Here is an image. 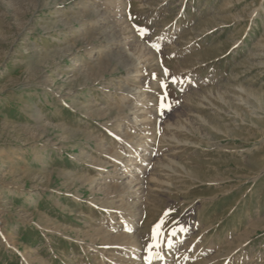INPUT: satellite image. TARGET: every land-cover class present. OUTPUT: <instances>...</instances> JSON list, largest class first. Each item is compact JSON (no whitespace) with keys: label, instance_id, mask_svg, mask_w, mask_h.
Returning <instances> with one entry per match:
<instances>
[{"label":"rangeland","instance_id":"374dc122","mask_svg":"<svg viewBox=\"0 0 264 264\" xmlns=\"http://www.w3.org/2000/svg\"><path fill=\"white\" fill-rule=\"evenodd\" d=\"M134 253L264 264V0H0V264Z\"/></svg>","mask_w":264,"mask_h":264},{"label":"bare ground","instance_id":"6f19581e","mask_svg":"<svg viewBox=\"0 0 264 264\" xmlns=\"http://www.w3.org/2000/svg\"><path fill=\"white\" fill-rule=\"evenodd\" d=\"M39 2V1H38ZM86 4H87V1L84 3V7L83 8H85V7H87L86 6ZM106 4V3H105ZM36 7V6H35ZM81 9L80 10V15L84 18L85 17V15L87 14V12L89 11V8H86V9ZM91 12V11H90ZM89 13V12H88ZM96 14L98 13V10L95 12ZM93 14V13H92ZM89 15V14H88ZM95 15V14H94ZM98 17V16H97ZM78 18V17H77ZM99 20H101V19H99ZM73 22V21H72ZM83 22V21H82ZM69 23V22H68ZM68 23H66V25H69ZM71 23V22H70ZM102 23L100 22V21H93L92 23L90 22L89 23V27H88V31H89V35H90V37L92 38V37H96V39L97 38H99V37H105L106 38V35H107V31H108V29H104V30H98L97 29V27H99L100 25H101ZM88 34V33H87ZM93 39V38H92ZM107 40H109V39H107ZM110 40H113V39H110ZM113 41H115V40H113ZM117 42V41H116ZM114 44V43H113ZM117 44V43H116ZM117 45H119V44H117ZM100 51V52H99ZM98 52H97V55L99 56V55H101L102 54V50H99ZM38 52V51H37ZM97 56V57H98ZM119 56H122V55H119ZM34 57H37V53L35 52L34 53ZM120 58H122V57H120ZM127 58V57H126ZM124 60V59H123ZM133 60H136V59H133ZM128 61H129V59H128ZM130 62V61H129ZM37 65H39V63L37 64ZM36 65V66H37ZM131 65H132V63H131ZM35 66V67H36ZM127 67H129V66H127ZM130 68V67H129ZM134 68V67H133ZM35 69V68H34ZM114 71V70H113ZM110 72V71H109ZM101 76V75H100ZM96 77H98V76H96ZM121 89V88H120ZM123 103V102H122ZM122 105H124V103L122 104ZM126 105V104H125ZM121 106V105H120ZM114 130H115V127H113L112 129H111V136H113V132H114ZM133 135V134H132ZM132 138L130 139L131 140V142H134L135 141V139H136V137H134V135L133 136H131ZM138 138V137H137ZM135 146H139L140 147V144L139 143H137V141H135V143H133ZM114 152H112V151H108V154L111 156V157H114V155L115 154H113ZM120 152H116V158H121V155L119 154ZM114 157V158H115ZM133 157V159L131 160V163L132 164H135V162H133V161H141V157H140V155L138 156H132ZM141 162H143V161H141ZM140 163V162H139ZM122 166V165H121ZM128 167V166H127ZM126 166L124 167V168H117L116 166H115V170H118V169H120V171L117 173V177L115 178V179H113V181L111 182L112 183V185H110L111 186V189H110V194H115V196H118V197H121V198H119V202H120V206L121 207H123V209L125 208L126 210L128 209V210H131L132 209V204H127V203H125V201L127 200V199H129L130 197H131V195H130V192H129V190H130V188H131V185L129 184L128 185V183L126 184L127 186H125V184L123 185V183H122V180H123V178H125L124 177V175L126 174V170L128 169ZM140 170V169H139ZM139 172V171H138ZM102 176V175H101ZM95 184V183H94ZM107 186V185H106ZM127 193H129V194H127ZM129 212V211H128ZM132 226V229H130V227ZM133 221L132 220H130V221H128V232L126 233L125 232V234L126 235H123V237H122V239L123 240H125V242L127 241L128 242V244L129 245H131V246H136V237L133 235V234H130V232L132 233V231L131 230H133ZM125 230V229H124ZM127 230V229H126ZM125 230V231H126ZM8 237V236H7ZM106 237V236H105ZM6 239V238H5ZM112 240L113 241H116L117 240V237H113L112 238ZM6 242L8 243L9 241L8 240H6ZM126 242V243H127ZM109 244V243H108ZM105 254H106V251H100V257H104L105 256ZM128 257V255L126 256V258ZM138 254H136V253H134V254H132V259H133V261H135L133 264H140L141 263V261H138ZM166 259V258H165ZM139 260H141V259H139ZM143 260V259H142ZM130 261V260H129ZM149 262L147 263V264H157V259L156 260H154V259H150L149 258V260H148ZM102 262V264H105V262H103V261H101ZM99 264V263H98ZM160 264H162V262L160 263Z\"/></svg>","mask_w":264,"mask_h":264},{"label":"snow or ice","instance_id":"6c2138e0","mask_svg":"<svg viewBox=\"0 0 264 264\" xmlns=\"http://www.w3.org/2000/svg\"><path fill=\"white\" fill-rule=\"evenodd\" d=\"M169 108H170V106H169ZM157 227L159 228V227H160V225H157Z\"/></svg>","mask_w":264,"mask_h":264}]
</instances>
